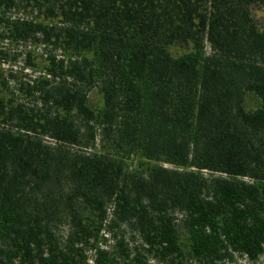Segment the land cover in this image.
<instances>
[{
  "label": "trees",
  "instance_id": "obj_1",
  "mask_svg": "<svg viewBox=\"0 0 264 264\" xmlns=\"http://www.w3.org/2000/svg\"><path fill=\"white\" fill-rule=\"evenodd\" d=\"M264 253V0H0V264Z\"/></svg>",
  "mask_w": 264,
  "mask_h": 264
},
{
  "label": "rangeland",
  "instance_id": "obj_2",
  "mask_svg": "<svg viewBox=\"0 0 264 264\" xmlns=\"http://www.w3.org/2000/svg\"><path fill=\"white\" fill-rule=\"evenodd\" d=\"M230 264H264V253L256 260H250L243 255L235 254L234 261Z\"/></svg>",
  "mask_w": 264,
  "mask_h": 264
}]
</instances>
